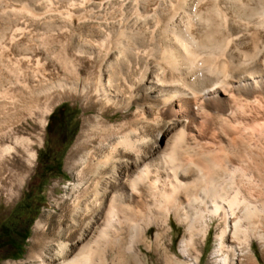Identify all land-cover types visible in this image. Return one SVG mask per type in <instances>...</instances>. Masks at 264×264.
<instances>
[{
	"label": "bare ground",
	"instance_id": "6f19581e",
	"mask_svg": "<svg viewBox=\"0 0 264 264\" xmlns=\"http://www.w3.org/2000/svg\"><path fill=\"white\" fill-rule=\"evenodd\" d=\"M24 34L40 45L22 41ZM5 86L34 89L44 104L71 95L102 109V154L87 161L86 152L89 179L70 188V197L78 192L72 209L78 227L58 242V258L41 264H134L129 254L151 226L154 238L145 246L151 255L164 256L161 264H183L166 242L170 215L185 227L183 257L213 219L222 224L215 264H236L246 252L234 242L245 233L244 221L261 238L252 220L261 200L246 196L236 175L249 171L264 181V147L243 151L244 131L233 118L264 94V0H0ZM150 110L170 112L164 128L152 118L162 146H149ZM200 113L221 135H239L218 155L199 146L190 130ZM113 117L118 123H108ZM216 168L229 173V183ZM122 222L133 223L127 245L116 230ZM106 248L115 250L109 261Z\"/></svg>",
	"mask_w": 264,
	"mask_h": 264
},
{
	"label": "rangeland",
	"instance_id": "374dc122",
	"mask_svg": "<svg viewBox=\"0 0 264 264\" xmlns=\"http://www.w3.org/2000/svg\"><path fill=\"white\" fill-rule=\"evenodd\" d=\"M21 40L40 45L39 38H30L27 34ZM134 73L135 71H131L130 74ZM13 74L18 78L33 76L32 73L24 72ZM35 92L34 89L22 90L18 86L0 89V264H41V260L50 262L58 258V242L69 240L80 221L76 223L72 219L73 200L77 198L78 192L74 190L71 197L69 193L74 184L89 179V174L85 172L87 164L82 158L86 152L89 153L87 161L92 156L99 157L102 154L103 137L99 124L102 109L90 107L82 97L71 95L44 104L42 97L37 98ZM14 97L17 99L14 100ZM251 101L244 109L245 112L238 111L233 118V122L238 121L233 126H239L244 131L238 140L240 148L246 152L264 147V94H258ZM114 113L113 109L108 112L110 115ZM158 113L152 110L148 112L150 119L147 135L151 138L149 146L155 141L162 146L164 142V137L158 140L154 138L157 126L153 125L152 118H160V127L164 128L171 117L166 110L161 111V115ZM113 119L108 123H118L115 117ZM189 126L199 146L217 152L214 155H218L219 149L226 146L233 137L239 136L232 131L221 135L206 113H200L199 118ZM256 134L261 135L259 140L254 137ZM83 144L85 147L78 149ZM212 160L215 158L212 157ZM245 173L240 178L236 175V183L241 185L246 196L261 200L256 203L257 211L252 219L254 229L261 238L255 237L246 221L243 222L245 233L234 238V242H239L246 252L236 260V264H264V207L260 203L264 201V181H256L249 171ZM215 174L223 176V181L230 182L228 172L224 174L220 168H216ZM169 221L171 227L168 229L166 242L173 243L171 253L178 255L183 264H215L212 253L218 243L221 222L216 219L209 221L210 223L207 221L209 230L205 238L197 235L194 246L189 249V256L183 257L178 251V244L186 234L185 227L172 215ZM124 223L116 230L119 243L127 245L134 232L133 223ZM149 230L129 254V259L134 264H161L164 261V256L151 255L153 251L145 247L148 241L153 240L156 231L152 226ZM107 249L103 252L109 261L115 250L112 252ZM223 250L227 253L225 248Z\"/></svg>",
	"mask_w": 264,
	"mask_h": 264
}]
</instances>
